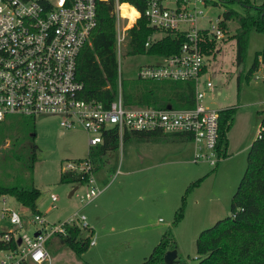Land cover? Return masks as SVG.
Here are the masks:
<instances>
[{"label": "rangeland", "instance_id": "rangeland-1", "mask_svg": "<svg viewBox=\"0 0 264 264\" xmlns=\"http://www.w3.org/2000/svg\"><path fill=\"white\" fill-rule=\"evenodd\" d=\"M198 6L204 14L198 25L205 28L215 25L216 18L223 17L226 10L245 13V7L238 1L214 4L205 0L198 2ZM225 22L224 36L217 42L216 53L206 58V74L213 81V88L207 91L204 103L211 108L236 110L223 144L227 155L215 167L193 161L194 145L189 140L165 134L163 140L157 141H119L116 149L102 155L97 166L93 165L97 167L92 175L93 184L87 186V179L83 183L61 182L66 161L87 156V133L76 126L60 134L59 118L51 114L28 118L36 133L31 142L36 148L30 177L39 191L37 210L49 224L81 211L89 227L82 230L95 241L78 256L54 236L48 245L51 258L44 264H141L163 236L169 244L174 242L179 261L185 264L199 261L196 239L200 232L231 214L232 196L244 174L250 144L256 139L264 118V31L250 30L245 60L239 65L235 61V42L230 38L237 23L235 18ZM256 55L258 68L250 73ZM157 60L155 55H131L123 43L120 72L123 80L130 81L126 85L134 84L131 81L136 79L140 67ZM8 144L0 145V185L26 183L29 172L23 171L22 166L26 152L12 146L15 152L22 153V158L12 157ZM26 146L29 144L23 142L20 147ZM90 185L104 191L94 201L82 205L78 195ZM52 194L57 197L55 208H51ZM5 196L8 206L24 211L11 195ZM24 213L31 215L27 208ZM34 228L29 225L26 231L32 233Z\"/></svg>", "mask_w": 264, "mask_h": 264}, {"label": "built area", "instance_id": "built-area-1", "mask_svg": "<svg viewBox=\"0 0 264 264\" xmlns=\"http://www.w3.org/2000/svg\"><path fill=\"white\" fill-rule=\"evenodd\" d=\"M101 0H0V124L13 116L33 118L51 114L59 118L60 134L76 126L87 133L89 149L104 142V133L114 130L119 141L125 131H160L182 134L194 145L193 161L211 166L225 157L218 147L219 113L204 103L213 81L207 76L205 47L207 41H220L224 29L216 18L209 28L200 27L204 18L198 2L205 0H146L144 16L156 30L145 42L149 46L170 34L183 37L177 52L155 55L157 61L140 67L136 78L147 80L192 81L194 105L190 108L156 107L124 103L120 72L121 47L127 45L131 20L122 16L115 0V56L117 92L107 104L82 97L83 82L77 76V62L83 47L97 26V3ZM160 33V36L157 34ZM262 128L256 138H261ZM64 173L87 175L93 184V164L88 159H71L62 167ZM117 170L116 173H118ZM115 173V174H116ZM85 179V181H86ZM104 188L90 185L78 195L82 205L94 201ZM0 264H44L51 258L47 242L52 237H66L67 226L89 227L86 216L78 211L67 219L49 224L41 212L26 215L7 205L0 193ZM55 208L56 195L51 196ZM34 225L32 233L26 227ZM94 240L90 239L89 245Z\"/></svg>", "mask_w": 264, "mask_h": 264}, {"label": "trees", "instance_id": "trees-1", "mask_svg": "<svg viewBox=\"0 0 264 264\" xmlns=\"http://www.w3.org/2000/svg\"><path fill=\"white\" fill-rule=\"evenodd\" d=\"M238 1L245 7L244 14L233 10H226L220 22L225 28L227 20H236L237 27L231 39L235 42V61L241 65L246 56L248 34L250 30L264 31V0L259 4H252L250 0H211ZM119 3L133 6L140 16L127 31V52L131 55H163L177 52L183 37H172L166 34L159 39L152 40L145 46L147 39L156 30L152 28L144 16L146 0H118ZM115 0H101L97 3V26L86 44L77 62V76L83 82L82 97L95 99L107 104L114 99L117 92V63L115 56V17L112 14ZM127 4V5H128ZM128 5V6H129ZM217 42L214 39L207 41L206 55L216 53ZM258 54V53H257ZM258 55L249 69L253 72L258 68ZM264 63V51L262 53ZM238 76L237 87L241 84ZM121 82V91L124 103L130 105H152L156 107L190 108L194 105V84L192 81L174 80H145L136 78ZM129 87V88H128ZM235 108H224L219 113V140L220 148L226 140V133L233 123ZM19 116H13L15 118ZM24 118V117H21ZM260 126L261 138H256L250 145L247 154V164L244 174L231 199V214L218 220L213 226L200 232L196 239V253L199 261L195 264H264V118ZM35 126L31 120L7 119L0 124V145L8 142V153L23 158V171L29 172L26 183L2 184L0 193L11 195L21 206L29 209L31 213L38 212L36 200L39 191L32 183V174L35 162V144L31 142L35 137ZM166 133L160 131H125L123 140L137 139L143 141L163 140ZM169 134V133H168ZM180 139L189 138L182 134H172ZM23 142L29 146L20 147ZM118 135L110 130L104 133V142L97 147L90 148L83 159H88L97 166L102 155L118 147ZM16 149H23L21 154ZM97 170L94 168L93 172ZM87 175L64 173L60 175L61 182L83 183ZM17 182V181H16ZM68 235L59 238L62 246L69 248L76 255L81 256L88 248L90 233H86L77 226H67ZM50 240L47 242V247ZM174 242L168 243L163 236L154 246L152 252L141 264H164L163 255L169 249H174ZM198 258V257H197ZM83 264H88L84 262ZM177 264H185L178 261Z\"/></svg>", "mask_w": 264, "mask_h": 264}, {"label": "water", "instance_id": "water-1", "mask_svg": "<svg viewBox=\"0 0 264 264\" xmlns=\"http://www.w3.org/2000/svg\"><path fill=\"white\" fill-rule=\"evenodd\" d=\"M75 189L76 187L70 192L71 195L74 193ZM177 256L178 252L175 248L167 250L163 255L164 264H177L179 261Z\"/></svg>", "mask_w": 264, "mask_h": 264}, {"label": "bare ground", "instance_id": "bare-ground-1", "mask_svg": "<svg viewBox=\"0 0 264 264\" xmlns=\"http://www.w3.org/2000/svg\"><path fill=\"white\" fill-rule=\"evenodd\" d=\"M120 9H121L122 16L128 15L131 20H133L138 15V13L130 6L125 7L121 5Z\"/></svg>", "mask_w": 264, "mask_h": 264}, {"label": "crops", "instance_id": "crops-1", "mask_svg": "<svg viewBox=\"0 0 264 264\" xmlns=\"http://www.w3.org/2000/svg\"><path fill=\"white\" fill-rule=\"evenodd\" d=\"M127 4H128V3H127ZM127 4H124V6H125V7H129V6H130V7H132V8L138 13V11H137L133 6H131V5H129V4H128V5H129V6H128ZM250 145H251V144H250ZM224 152H225V156H226V155H227L226 147H225V149H224ZM224 158H225V157H224ZM217 165H218V164H217ZM70 195H71V194H70ZM90 239H91V238H90Z\"/></svg>", "mask_w": 264, "mask_h": 264}]
</instances>
